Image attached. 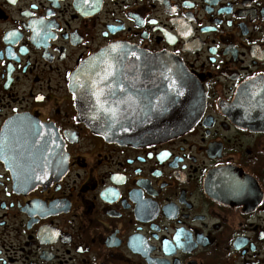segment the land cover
<instances>
[{
  "label": "flooded vegetation",
  "instance_id": "1",
  "mask_svg": "<svg viewBox=\"0 0 264 264\" xmlns=\"http://www.w3.org/2000/svg\"><path fill=\"white\" fill-rule=\"evenodd\" d=\"M114 46L195 78L187 133L120 145L79 119L70 79ZM253 84L264 113V0H0V264H264V120L237 106Z\"/></svg>",
  "mask_w": 264,
  "mask_h": 264
},
{
  "label": "water",
  "instance_id": "2",
  "mask_svg": "<svg viewBox=\"0 0 264 264\" xmlns=\"http://www.w3.org/2000/svg\"><path fill=\"white\" fill-rule=\"evenodd\" d=\"M128 68L130 81L118 82L116 74ZM247 88L237 106L240 118L251 128L262 127V101ZM127 92L118 95L119 88ZM79 119L96 135L120 145L166 141L187 133L199 120L206 100L199 83L174 57L150 55L125 46H114L84 62L70 79ZM149 112L146 113L144 107ZM20 133H5L13 157L22 150Z\"/></svg>",
  "mask_w": 264,
  "mask_h": 264
}]
</instances>
